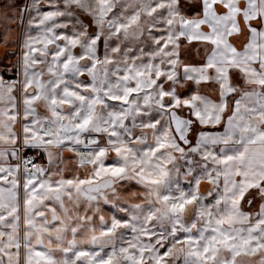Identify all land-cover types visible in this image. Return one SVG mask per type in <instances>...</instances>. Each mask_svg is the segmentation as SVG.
I'll return each mask as SVG.
<instances>
[{"label":"snow or ice","instance_id":"6c2138e0","mask_svg":"<svg viewBox=\"0 0 264 264\" xmlns=\"http://www.w3.org/2000/svg\"><path fill=\"white\" fill-rule=\"evenodd\" d=\"M0 264H264V0H0Z\"/></svg>","mask_w":264,"mask_h":264}]
</instances>
